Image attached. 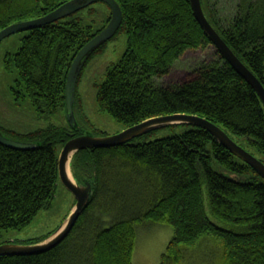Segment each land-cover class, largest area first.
Masks as SVG:
<instances>
[{
	"label": "trees",
	"instance_id": "16d2710c",
	"mask_svg": "<svg viewBox=\"0 0 264 264\" xmlns=\"http://www.w3.org/2000/svg\"><path fill=\"white\" fill-rule=\"evenodd\" d=\"M66 1L0 0V30ZM116 1L122 20L109 40L125 32V49L97 85L99 110L126 127L158 115L196 114L234 140L247 139L264 156L262 102L213 45L190 1ZM200 1L211 25L264 86V0H235L226 17L217 0ZM110 15L95 30L69 17L25 30L20 46L8 55L19 75L14 92L28 97L40 114L65 107L71 61ZM210 45L213 55L191 65L185 80L156 82L186 50ZM76 100L75 91L74 114ZM76 121L75 128L48 124L24 132L0 124L5 136L36 144L18 149L0 143V230L22 228L50 204L59 180V149L70 133L93 134ZM182 125L187 128L180 132L142 139L154 129L119 145L74 152L72 176L78 183L89 181L92 193L70 232L46 251L1 255L0 264H132L136 225L146 221L172 228L158 264H181L183 247L202 237L220 247L219 264H264V179L206 129L187 123L165 127Z\"/></svg>",
	"mask_w": 264,
	"mask_h": 264
},
{
	"label": "rangeland",
	"instance_id": "374dc122",
	"mask_svg": "<svg viewBox=\"0 0 264 264\" xmlns=\"http://www.w3.org/2000/svg\"><path fill=\"white\" fill-rule=\"evenodd\" d=\"M217 1L220 14L222 17H226L235 0ZM109 11H111L110 6L99 0L65 17L80 18L82 24L91 25L95 30L102 25ZM25 34L26 31H17L5 36L0 41V124L23 132L45 127L48 124L71 127L65 107L60 106L55 112L47 115L40 114L28 97H21L14 92V90H19L17 84L19 75L13 60L9 61L8 55L16 51ZM124 49L125 32L120 31L106 43L100 52L89 58L78 78L76 119L83 129L91 131L94 135H113L126 127L107 112L99 110L95 100L97 85L105 77L108 68L119 59ZM213 53L214 48L211 45L205 48L186 50L169 72L156 79V82L165 84L185 80L189 76L191 65L199 60L210 59ZM186 128L187 126L183 125L175 126L173 129L162 127L142 139L156 138L180 132ZM234 138L245 149L264 160V156L257 153L247 139H240L237 136ZM213 167L218 168L216 164H213ZM74 202V194L59 179L50 204L41 208L22 228L1 229L0 244L12 242L26 245L43 238L60 226ZM209 217L219 224L211 215ZM171 236V226L154 224L150 221L137 224L132 264H158ZM183 248L184 260L181 264H219L220 262V247L217 249L216 242L211 237H202L196 245Z\"/></svg>",
	"mask_w": 264,
	"mask_h": 264
},
{
	"label": "water",
	"instance_id": "95a60500",
	"mask_svg": "<svg viewBox=\"0 0 264 264\" xmlns=\"http://www.w3.org/2000/svg\"><path fill=\"white\" fill-rule=\"evenodd\" d=\"M96 1L99 0H68L40 17L9 24L0 30V41L11 33L25 31L33 27H38L53 22L57 19L68 16L73 12L80 10ZM100 1H104L110 6V19L96 35H94L79 49L71 61L65 80V108L67 118L72 128H75L77 125L73 106L75 102V91L79 73L85 61L93 53V51L104 42L109 40L116 33L122 20V12L116 0ZM189 1L196 20L200 23L205 33L209 36L213 45L230 63V65L252 86L260 98L264 108L263 84L256 77V75H254L253 72L238 58V56L233 52L229 45L208 21L202 9L201 1ZM175 123H187L206 129L226 149H228L233 155L244 161L246 164L250 165L264 179V163L260 159H258L254 154L234 140L221 126L211 122L205 117L196 114L171 113L153 116L133 125L127 126L116 134L107 136H98L88 132H84L79 135H73V133H70V138L63 143L59 151L57 168L59 179L75 196V202L73 206L66 214L60 226L49 236L45 237L41 241L26 245L12 242L2 243L0 244V256L33 254L46 251L62 241V239L70 232L78 216L86 206L90 194L92 193L91 183L89 181L78 183L74 180L72 173L70 175L68 172V166H70V160L74 152L84 148L119 145L154 129H159L168 126L169 124ZM0 143L8 147L18 149L31 148L36 145L33 142H25L9 138L1 131Z\"/></svg>",
	"mask_w": 264,
	"mask_h": 264
},
{
	"label": "bare ground",
	"instance_id": "6f19581e",
	"mask_svg": "<svg viewBox=\"0 0 264 264\" xmlns=\"http://www.w3.org/2000/svg\"><path fill=\"white\" fill-rule=\"evenodd\" d=\"M68 172L71 175V170H70V166H68Z\"/></svg>",
	"mask_w": 264,
	"mask_h": 264
}]
</instances>
